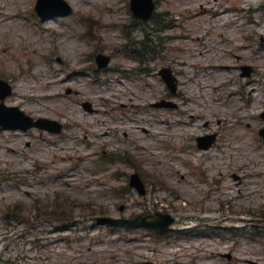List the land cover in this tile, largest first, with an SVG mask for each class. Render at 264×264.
Returning a JSON list of instances; mask_svg holds the SVG:
<instances>
[{
    "label": "rangeland",
    "instance_id": "rangeland-1",
    "mask_svg": "<svg viewBox=\"0 0 264 264\" xmlns=\"http://www.w3.org/2000/svg\"><path fill=\"white\" fill-rule=\"evenodd\" d=\"M67 1L71 15L40 21L35 0H0V70L13 87L6 104L64 124L60 134L0 133V264H264V65L256 69L264 64V0H156L167 27L154 32L159 44L147 54V70H134L138 63L123 55L121 30L143 35L126 0ZM228 5L238 11L226 18ZM80 13L95 20L90 39L77 36ZM95 49L113 57L93 73L86 53ZM222 62L229 68L217 76L212 65ZM243 65L248 76L240 75ZM161 66L177 75L178 95L167 98L176 107L150 104L166 92ZM85 100L93 111L82 108ZM209 133L214 143L197 148L196 136ZM114 150L139 162L149 182L144 195L112 193L134 164L99 169L92 161ZM54 198L72 208L66 226L35 215V202ZM15 205L25 221L2 217ZM156 211L216 217L174 224L172 231H188L168 238L94 220ZM252 225L260 234H250Z\"/></svg>",
    "mask_w": 264,
    "mask_h": 264
},
{
    "label": "water",
    "instance_id": "water-1",
    "mask_svg": "<svg viewBox=\"0 0 264 264\" xmlns=\"http://www.w3.org/2000/svg\"><path fill=\"white\" fill-rule=\"evenodd\" d=\"M133 2H135L136 4L137 3L141 4L142 8L139 10V13H138L139 15L142 14L144 18L149 16V14L152 10V3L150 2V0H133ZM0 83H2L4 86H6L3 82H0ZM5 90H6L5 91L6 93L9 92V87L6 86ZM6 110H7V108L4 107L3 104H0V116H2L3 115L2 112L6 111ZM8 110L12 111L16 115H20V116H16V118H26V116H22V113L20 111H18L16 107L15 108H9ZM5 117H6V114H4L3 119L0 121V130L5 129V128H15V127L25 128V127L29 126L30 124H32L29 121H28V123H29L28 125L22 124L21 122H6ZM33 124L36 125L37 123H33ZM131 181H132L131 185H135L136 187L141 186L140 180L136 174L132 175ZM141 192H142V190H141ZM160 220L162 221L161 223H160V221H157V220L151 221L150 217L147 216V217H136L134 219L120 220V221L126 222L128 224H132V225L143 224V225H156L159 227H166L168 224H170L172 222L171 217H169L168 215H164L163 217L160 216ZM99 221L118 222L117 220H112V219H108V218H101V219H99Z\"/></svg>",
    "mask_w": 264,
    "mask_h": 264
},
{
    "label": "bare ground",
    "instance_id": "bare-ground-1",
    "mask_svg": "<svg viewBox=\"0 0 264 264\" xmlns=\"http://www.w3.org/2000/svg\"><path fill=\"white\" fill-rule=\"evenodd\" d=\"M249 1V0H248ZM210 6L208 5V3H205L204 5H201V9L203 12L206 11L207 8H209ZM263 60H259L258 63L256 64L257 68L260 67V66H263ZM212 67H216L218 68V70L220 71V73L216 74L217 76L221 75L222 73H224V70H227V68L229 67V63L228 62H222V63H215V66L213 65ZM218 79V78H217ZM206 87H208V85L203 82V88L205 89ZM132 99V98H131ZM106 134V132H105ZM182 219H186V220H189V219H195V217H189V218H184V217H179V221H181Z\"/></svg>",
    "mask_w": 264,
    "mask_h": 264
}]
</instances>
